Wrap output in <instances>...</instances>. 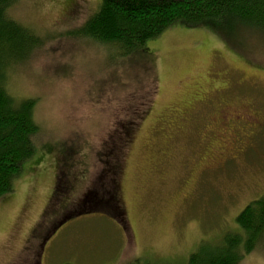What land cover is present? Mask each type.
<instances>
[{
    "label": "rangeland",
    "instance_id": "rangeland-1",
    "mask_svg": "<svg viewBox=\"0 0 264 264\" xmlns=\"http://www.w3.org/2000/svg\"><path fill=\"white\" fill-rule=\"evenodd\" d=\"M99 1L19 0L8 10L42 44L7 76L14 98L36 100L39 134L34 156L0 199V264H184L202 241L240 232L236 216L264 195V50L250 39L232 46L209 29L176 24L143 50L123 54L73 34ZM198 82L208 86L205 101L182 108ZM222 102L249 110L255 126L247 142L208 167L222 146L225 130L215 115ZM146 103L122 159L123 212L116 216L105 202L108 160L92 152ZM64 142L79 148L68 174L74 188L63 199L82 200L52 234L60 208L40 221ZM262 238L240 264H264Z\"/></svg>",
    "mask_w": 264,
    "mask_h": 264
},
{
    "label": "trees",
    "instance_id": "trees-1",
    "mask_svg": "<svg viewBox=\"0 0 264 264\" xmlns=\"http://www.w3.org/2000/svg\"><path fill=\"white\" fill-rule=\"evenodd\" d=\"M18 1L0 0V199L13 191V180L20 176L24 163L36 152L33 139L39 134L34 120L36 100L16 99L6 87L8 74L26 63L27 57L42 44L34 31L8 16V10ZM176 24L209 29L229 45L244 44L245 39H250L254 46L264 50V0H100L96 11L73 34L117 46L128 55L143 50L148 40ZM146 108L147 103L128 113L125 120L111 127L106 143L101 145V142L99 149L92 152L93 156L108 160L105 183L110 190L105 193H109L108 199L113 203V215L123 212L118 188L121 163L137 125L147 113ZM61 145L56 154L62 157L56 155V160L62 164L57 165L43 221L49 209H58L56 203L67 186L66 175L72 174L76 167L73 156L79 145L66 142ZM65 215L67 218L73 214ZM235 223L240 232L228 231L217 240L202 241L184 264H240L242 257L255 251L263 239L264 195L250 201L236 216ZM33 260L29 264H37ZM128 264L175 263L136 258Z\"/></svg>",
    "mask_w": 264,
    "mask_h": 264
},
{
    "label": "flooded vegetation",
    "instance_id": "flooded-vegetation-1",
    "mask_svg": "<svg viewBox=\"0 0 264 264\" xmlns=\"http://www.w3.org/2000/svg\"><path fill=\"white\" fill-rule=\"evenodd\" d=\"M208 82V81H207ZM208 93V86L204 82H198L195 84V86L192 89L191 95H188L189 97L184 99L183 101V107L182 108H189L194 103L203 102L205 101ZM181 108V109H182ZM240 108L236 110H230L228 109V104L226 102H222L220 104V108L216 110V120L221 121V125L224 126V136L222 137V146L219 150V152L216 154L215 158L212 159L209 162H206V166L210 167L218 162L223 161L225 158H228L230 156L231 152L236 150L238 146L243 141H248L250 138V128L254 127L255 121L250 119V111H246ZM261 125L259 122L256 124V128H258ZM206 166H204L206 168ZM66 187L64 188V194L61 198L57 201V206L60 208V210L57 212L58 217H62L65 215V213L68 211L69 207H74L75 205L80 204L81 198H77L76 200L71 199L70 202H65L64 197H67L69 192L71 191V188H74L72 186V183L75 182V178L73 176L70 177V175H66L65 178ZM88 192V191H87ZM91 192H89L90 194Z\"/></svg>",
    "mask_w": 264,
    "mask_h": 264
}]
</instances>
